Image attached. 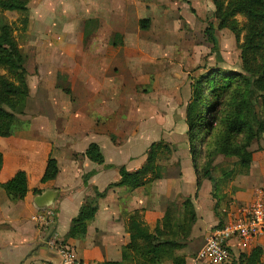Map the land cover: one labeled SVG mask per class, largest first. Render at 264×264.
Returning a JSON list of instances; mask_svg holds the SVG:
<instances>
[{
  "label": "crops",
  "instance_id": "obj_1",
  "mask_svg": "<svg viewBox=\"0 0 264 264\" xmlns=\"http://www.w3.org/2000/svg\"><path fill=\"white\" fill-rule=\"evenodd\" d=\"M88 2L96 5L99 0ZM123 11L106 13V18L101 21L103 29L94 34L92 30L97 28L99 20L93 17L84 19L81 45L52 52L47 57L43 53L36 88L29 84L32 97H29L26 111L17 115L10 136H0L3 154L0 170V264H61L60 255L47 246V240L56 233L73 245L82 264L121 260L122 248L130 237L126 228L130 212L142 210L144 223L153 229L168 207L180 208L178 194L195 196L196 174L193 165L187 162L181 169L183 176L180 179L167 177L166 171L162 177L135 189L114 185L120 178L117 166L125 165L129 172L145 166L148 153L139 150L140 140L150 139V144L156 140L153 137L156 126L142 128L141 120L160 122L163 133L159 138L176 143L172 136H176L177 129L187 132L186 112L192 97L183 103L168 100L162 93V99L146 103L143 112V104L130 99L129 114L120 113L125 89L130 95L136 88L129 83L126 88L120 71H117L123 62L130 67L133 65L130 63L132 49L124 51L122 46L123 34L126 32L125 38L129 37L125 28L132 24L129 22L134 14ZM122 13L124 21L119 19ZM143 16L148 18V13ZM89 38L91 42L85 46ZM151 83L150 86L156 89L157 81L152 79ZM125 121L135 124L126 130L119 125ZM173 125L178 128L174 126L175 130H170ZM92 142L99 144L105 157L103 163L85 155ZM50 157L57 159L59 172L56 178L43 182ZM18 170L27 174L28 191L23 199L14 201L2 184ZM89 172L93 173L92 176L84 181L83 175ZM263 185L264 148L253 152L249 172L233 178L230 188L223 190L233 199L227 205L224 203L231 210L229 214L247 202L256 188ZM35 189L41 192L35 193ZM48 189L57 191L55 202L48 210L39 209L36 197ZM97 191L104 194L98 195ZM212 191V182L204 179L198 196L194 198L198 219L189 228L188 245L176 250V254L186 257L187 264H209L196 263L195 257L209 230L220 221L214 210L216 199ZM89 201L97 206L96 214L88 221L76 222L78 232L74 236L71 232L73 221L82 205ZM220 210L222 218L224 214L226 218L230 217ZM230 243V263L241 253H251L255 247H262L264 264L263 239L250 244H242L236 239ZM160 264L174 263L167 259Z\"/></svg>",
  "mask_w": 264,
  "mask_h": 264
},
{
  "label": "rangeland",
  "instance_id": "obj_2",
  "mask_svg": "<svg viewBox=\"0 0 264 264\" xmlns=\"http://www.w3.org/2000/svg\"><path fill=\"white\" fill-rule=\"evenodd\" d=\"M88 1L29 0L27 10L0 9V28H11L17 46L28 55L26 63L29 74H27L28 85L31 84L36 88L43 53L45 56L52 55V52L74 49L77 44H82L84 19L93 17L99 20L97 28L92 30L94 34L103 29L101 21L102 18H106L104 16L106 13L120 10L134 14L130 18L132 21H127L132 24L125 28L132 41L129 37L125 38V32L122 46L124 51L126 48L132 49L130 63L133 65L130 67L128 63L123 62L117 71H120L126 88L129 84L136 87L130 95L129 90L125 89V99L120 105V113L128 115L130 110L128 105L132 101L143 104V112L144 105L154 100H161L162 93L168 97V100L174 99L184 103L192 96V85L204 75L211 74L213 70L216 71L215 74L217 71L227 73L241 71L244 62L241 48L243 33L239 39L230 27L219 24L215 13L218 0H108V2L99 0L96 5ZM85 2H88L87 5ZM145 12L148 13V18H143ZM123 15L122 13L119 17L121 21L125 20ZM236 18L241 25L250 20L242 14L237 15ZM211 22L215 26L218 50H215L206 32ZM90 42V38L87 39L85 46ZM4 72L5 70L0 68V74ZM232 75L228 89L214 98L221 108L224 122H218L212 132L209 131L205 135L202 133L193 144L187 132L180 131L176 125H173V128L169 127L170 130L178 128L176 136H172L176 139V143L168 142L169 150L158 148L159 154L156 160L157 165L166 167L167 177L182 178L181 169L185 167L186 162L193 165L194 159L201 170L200 175L203 176L206 167L211 168L214 177L225 188H230L231 179L240 175L239 171L242 168L239 166L238 157L234 154L227 155L220 150L221 145L227 142L226 119L232 115L235 107L232 96L242 87L241 83L236 81L237 75ZM152 79L157 81L156 89L150 86ZM229 90V94L226 95ZM206 91L208 92V89ZM30 96L32 97L31 93L27 102ZM177 108L180 110V107ZM111 121L110 127L113 128ZM134 124L135 122L127 121L123 124L119 123L126 130L132 128ZM149 125L156 126V132L153 134L155 141H162L163 139L159 138L163 133L162 124L141 120L142 128H150ZM249 136L250 131L246 129L239 134L235 133L231 139L235 144H245L247 150L252 153L264 148V134L252 138ZM151 144L150 139L140 140L139 150L148 153L145 165L150 157ZM232 169L235 172L232 178L224 176V171ZM178 196V199H183L184 194L180 193ZM50 208L52 207L46 210ZM64 242L73 247L66 240Z\"/></svg>",
  "mask_w": 264,
  "mask_h": 264
},
{
  "label": "trees",
  "instance_id": "obj_3",
  "mask_svg": "<svg viewBox=\"0 0 264 264\" xmlns=\"http://www.w3.org/2000/svg\"><path fill=\"white\" fill-rule=\"evenodd\" d=\"M28 2L29 0H0V9L27 10ZM215 13L219 24L223 27H230L239 39L243 33L241 48L244 62L241 71L235 73L217 71V75L213 70L211 74L204 75L192 85L193 94L186 112L187 135L194 144L202 133L205 135L209 131L212 132L218 122H224L221 108L214 98L228 89L232 74L237 75L236 81L241 83L242 87L238 88L236 94L232 96L235 107L232 115L226 119L227 142L221 145L220 150L227 155H236L239 166L242 168L239 173L246 174L249 172L253 153L247 150L245 144L233 143L231 138L235 133L239 134L246 129L250 131L249 138L264 134V0H218ZM240 14L250 20L241 25L236 18ZM206 32L215 50H218L213 22L208 25ZM27 61L28 55L17 46L12 29L0 28V68L5 70L3 74H0V136H10L17 115L23 114L26 110L27 98L30 94L27 82ZM229 92L230 90L226 95ZM158 148L169 150L170 145L164 140L153 142L149 160L139 170L129 172L125 165L117 166L120 178L114 185L135 189L162 177L167 169L163 165H157ZM85 155L98 163H103L105 160L96 142L88 146ZM2 164L3 154L0 151V170ZM193 168L197 184L195 196H184L179 201L181 206L178 210L168 207L163 218L153 229L144 223L142 210L136 209L130 212L126 220V228L130 237L122 248V259L105 261L103 264H160L167 259H172L174 264H187L186 257L176 254V250L188 245L189 228L198 219L194 198L199 194L202 181L209 179L213 184L212 195L216 199L214 210L220 218L218 224L223 221L220 209L225 207V202L227 205L233 200L228 197V193L223 192L225 187L219 184L211 168L206 167L203 176L200 175L201 170L196 159L193 160ZM58 172L57 159L50 157L42 181L46 182L56 178ZM92 174L91 172L84 174V181L88 180ZM234 174V169L224 171L226 177L232 178ZM27 181L26 172L18 170L2 186L10 199L16 201L26 196ZM40 192V189H35V193ZM97 193L98 195L104 194L100 191ZM96 211L97 206L92 201L82 205L78 217L74 219L71 226L74 236L78 232L76 222L81 223L92 219ZM262 252V247H255L251 253H241L233 264H262Z\"/></svg>",
  "mask_w": 264,
  "mask_h": 264
},
{
  "label": "built area",
  "instance_id": "obj_4",
  "mask_svg": "<svg viewBox=\"0 0 264 264\" xmlns=\"http://www.w3.org/2000/svg\"><path fill=\"white\" fill-rule=\"evenodd\" d=\"M230 211L228 207L222 208L223 214L230 217L226 218L224 214L222 223L209 230L196 254V263L227 264L231 260L232 240H239L242 244L264 240V185L257 187L252 197L233 213L229 214ZM47 245L60 255L61 264H82L74 248L57 233L47 240Z\"/></svg>",
  "mask_w": 264,
  "mask_h": 264
},
{
  "label": "water",
  "instance_id": "obj_5",
  "mask_svg": "<svg viewBox=\"0 0 264 264\" xmlns=\"http://www.w3.org/2000/svg\"><path fill=\"white\" fill-rule=\"evenodd\" d=\"M57 191L53 189H48L45 192L37 195L36 197V206L39 209H46L51 207L55 202Z\"/></svg>",
  "mask_w": 264,
  "mask_h": 264
}]
</instances>
